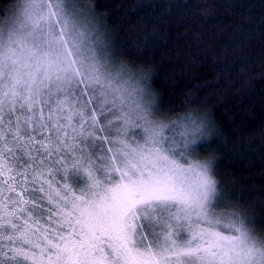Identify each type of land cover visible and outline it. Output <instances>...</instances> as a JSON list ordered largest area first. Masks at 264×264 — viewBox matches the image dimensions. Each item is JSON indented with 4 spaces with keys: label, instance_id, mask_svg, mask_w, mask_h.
<instances>
[{
    "label": "snow or ice",
    "instance_id": "1",
    "mask_svg": "<svg viewBox=\"0 0 264 264\" xmlns=\"http://www.w3.org/2000/svg\"><path fill=\"white\" fill-rule=\"evenodd\" d=\"M0 21V264H264V203L200 158L221 137L198 97L172 118L87 0H12Z\"/></svg>",
    "mask_w": 264,
    "mask_h": 264
},
{
    "label": "trees",
    "instance_id": "2",
    "mask_svg": "<svg viewBox=\"0 0 264 264\" xmlns=\"http://www.w3.org/2000/svg\"><path fill=\"white\" fill-rule=\"evenodd\" d=\"M120 61L151 70L150 85L172 118L196 96L195 113L211 117L221 139L201 156L223 187L244 202L264 203V0H213V17L181 15L200 0H87ZM12 0H0V17ZM167 6V7H164ZM171 11V14H169ZM264 228V212L255 213Z\"/></svg>",
    "mask_w": 264,
    "mask_h": 264
},
{
    "label": "rangeland",
    "instance_id": "3",
    "mask_svg": "<svg viewBox=\"0 0 264 264\" xmlns=\"http://www.w3.org/2000/svg\"><path fill=\"white\" fill-rule=\"evenodd\" d=\"M95 18H96V20L101 24V26H102V28H103L105 34L107 35V37L111 39V36H110L108 30L105 28V26L102 24L101 20L98 18V16H97L96 14H95ZM0 23H2V21H0ZM111 41H112V39H111ZM120 62H121V61H120ZM121 63H123V62H121ZM123 64H125V63H123ZM125 65H126V64H125ZM129 67H130V66H129ZM131 68H132V67H131ZM132 69H133V71H139V70H136V69H134V68H132ZM150 87H151V85H150ZM151 89H152V88H151ZM152 91H153V90H152ZM196 114H198V115H200V116H203V115H201V114H199V113H196ZM186 115H188V114H186ZM176 118H179V117H176ZM200 158H201V157H200ZM201 159H204V158H201Z\"/></svg>",
    "mask_w": 264,
    "mask_h": 264
}]
</instances>
